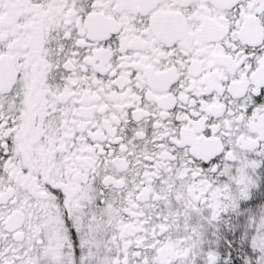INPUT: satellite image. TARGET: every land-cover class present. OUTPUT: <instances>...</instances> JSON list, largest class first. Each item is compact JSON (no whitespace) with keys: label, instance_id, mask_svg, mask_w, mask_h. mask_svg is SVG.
I'll return each instance as SVG.
<instances>
[{"label":"snow or ice","instance_id":"1","mask_svg":"<svg viewBox=\"0 0 264 264\" xmlns=\"http://www.w3.org/2000/svg\"><path fill=\"white\" fill-rule=\"evenodd\" d=\"M0 264H264V0H0Z\"/></svg>","mask_w":264,"mask_h":264}]
</instances>
